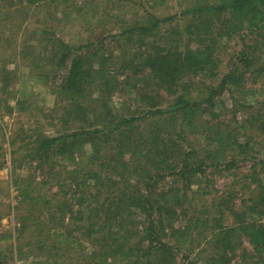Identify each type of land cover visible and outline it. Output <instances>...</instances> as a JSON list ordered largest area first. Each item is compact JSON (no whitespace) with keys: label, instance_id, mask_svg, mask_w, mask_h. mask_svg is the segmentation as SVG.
Here are the masks:
<instances>
[{"label":"trees","instance_id":"1","mask_svg":"<svg viewBox=\"0 0 264 264\" xmlns=\"http://www.w3.org/2000/svg\"><path fill=\"white\" fill-rule=\"evenodd\" d=\"M174 9L164 18L145 11L117 33L106 15L111 28L95 44L49 40L41 66L51 68L44 81L55 82L53 130L34 120L2 139L8 149L0 143V169L8 165L19 197V258L264 264V159L251 145L264 141V34L248 39L264 29V0H176ZM236 39L238 59L222 74L221 50ZM250 79L260 86L257 107L238 121L245 105L235 88ZM224 93L235 103L220 119ZM246 161L248 174L226 195L204 189L210 170Z\"/></svg>","mask_w":264,"mask_h":264},{"label":"rangeland","instance_id":"2","mask_svg":"<svg viewBox=\"0 0 264 264\" xmlns=\"http://www.w3.org/2000/svg\"><path fill=\"white\" fill-rule=\"evenodd\" d=\"M175 1L157 0V5L153 7L151 0H46L37 4H19L12 0H0V83L2 86L0 89V143L2 148L8 149L5 141L18 127L21 125L33 127L34 120L41 122L46 133H51L53 130V126L48 122L54 119L52 109L55 100L50 86L55 82L47 79L45 80L47 82L44 81L43 77L51 73V68L41 66L44 62L42 57L49 56L51 51L48 43L50 39H54L52 37L59 38L72 47L88 42L95 44L96 38L106 36L105 32L111 28V25L112 32L117 33L121 24L140 22L145 11L153 13L157 18L173 17L177 11L174 9ZM182 1L184 4H189L194 0ZM106 15L117 22L107 24ZM258 34H264V29L257 30L253 35L250 33L251 37L248 39H254V36ZM111 48L112 45L108 46V49ZM224 48L220 53L222 60L220 73L222 74L235 62L241 50V42L237 39L233 40L226 43ZM44 52L42 56L41 53ZM115 53L114 50L112 55H117ZM32 63L37 67H32ZM4 77L8 80L6 84ZM259 87L258 84L251 83L250 79L246 81L242 89L235 88L236 97L240 101L239 105H245L243 109L238 108L235 112L238 121L257 107L252 91ZM260 93L264 94V90L261 89ZM223 99L227 111L218 110L220 119L231 116L233 110L231 111L230 106L235 103L228 100L226 93L223 94ZM119 103L120 99L115 96L114 107H119ZM6 108L12 109V112H5ZM244 132L249 133L248 130ZM198 137H194V144L200 142ZM2 139L5 141L2 142ZM251 145L259 150V158L264 159V141L257 139ZM251 162H239L234 168L228 170L223 168L210 170L208 174L210 181L204 189L212 194L226 195L231 190L229 187L231 183L243 181V177L249 172ZM21 175L24 176L23 173ZM36 181H41L40 175L36 177ZM237 188L239 184L236 188L232 187V189ZM40 190L43 193L53 192L54 188L47 190L43 187ZM18 200V191L10 185L9 168L5 165L0 169V254L5 258L3 264H44L43 261L33 257H18L17 243L19 241L16 242L14 239L18 221L12 209L17 206ZM178 259L182 264L185 263ZM233 261L235 264L236 260Z\"/></svg>","mask_w":264,"mask_h":264}]
</instances>
